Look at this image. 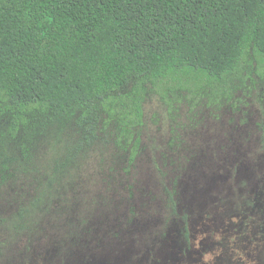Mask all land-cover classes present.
Masks as SVG:
<instances>
[{
    "label": "rangeland",
    "instance_id": "rangeland-1",
    "mask_svg": "<svg viewBox=\"0 0 264 264\" xmlns=\"http://www.w3.org/2000/svg\"><path fill=\"white\" fill-rule=\"evenodd\" d=\"M78 113L47 127L28 159L4 143L0 240L18 211L42 205L8 235L0 264H264L263 79L252 74L219 105L148 94L133 161L101 138L102 115L97 142L63 167L80 144Z\"/></svg>",
    "mask_w": 264,
    "mask_h": 264
},
{
    "label": "trees",
    "instance_id": "trees-1",
    "mask_svg": "<svg viewBox=\"0 0 264 264\" xmlns=\"http://www.w3.org/2000/svg\"><path fill=\"white\" fill-rule=\"evenodd\" d=\"M252 74L264 80V0H0L1 177L4 143L28 159L76 110L80 144L63 167L97 142L102 115L101 138L133 161L148 94L169 107L219 105ZM41 205L38 196L7 221L0 249Z\"/></svg>",
    "mask_w": 264,
    "mask_h": 264
}]
</instances>
